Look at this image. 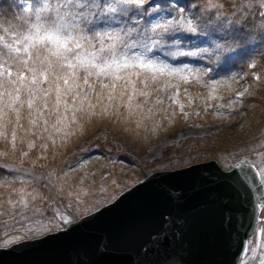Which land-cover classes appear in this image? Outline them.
I'll list each match as a JSON object with an SVG mask.
<instances>
[{
  "label": "snow or ice",
  "instance_id": "6c2138e0",
  "mask_svg": "<svg viewBox=\"0 0 264 264\" xmlns=\"http://www.w3.org/2000/svg\"><path fill=\"white\" fill-rule=\"evenodd\" d=\"M149 3L150 0H24L18 17L0 20V141L10 145L13 154L19 151L20 165L37 142L43 150L37 160L45 159L49 142L53 149L64 147L98 120L123 121L129 125L125 131L138 134L146 121L161 110L159 106L164 105L165 98L171 102L169 108L178 104L187 120L189 113L177 99L180 84L193 80L201 83L206 73L157 59L152 54L154 50L162 42L179 43L180 37L169 33H197L205 19L209 25L231 32L234 40L250 35L247 29L264 21V0H205L199 16L189 14L179 0H171L168 7H177L163 17L162 6L152 4L149 9L145 7ZM173 11L177 14L173 15ZM145 16L149 18L142 27ZM260 31L264 32V27ZM215 47L220 49L222 45ZM189 54L195 55L177 51L172 58ZM254 79L260 81L262 77L257 74ZM219 83L206 82L205 86L216 92ZM184 91L187 93V89ZM246 94H252L250 86L236 96ZM238 102L239 99L230 104ZM162 110L167 112L168 108ZM133 123L135 129L131 128ZM259 147H264V140ZM7 155V151H0V156ZM226 167L230 172L224 179V194H213L225 206V223L232 222V211L227 205L233 197L251 203L255 219L257 212H264V158H234ZM9 171L23 175L15 180L0 177V189L8 192L7 197L0 195V217L8 218L0 220L6 229L0 249H7L28 234L51 232L53 226L68 228L74 223V206L77 215L81 208L90 210V188L73 189L67 172L57 177L56 183L52 181L54 173H49L47 187L55 194L45 195L34 186L40 178L28 179L31 173L18 166H9ZM116 183L112 181L113 185ZM254 185H258V196L253 195ZM61 199L67 203H60ZM38 204H46L53 215L45 219ZM260 225L255 240L241 242L242 256L247 258H242L240 264H264V219ZM162 238L167 240V236Z\"/></svg>",
  "mask_w": 264,
  "mask_h": 264
},
{
  "label": "water",
  "instance_id": "95a60500",
  "mask_svg": "<svg viewBox=\"0 0 264 264\" xmlns=\"http://www.w3.org/2000/svg\"><path fill=\"white\" fill-rule=\"evenodd\" d=\"M229 172L215 161L153 172L68 228L0 249V264H238L259 212L233 197L225 223L213 194Z\"/></svg>",
  "mask_w": 264,
  "mask_h": 264
},
{
  "label": "rangeland",
  "instance_id": "374dc122",
  "mask_svg": "<svg viewBox=\"0 0 264 264\" xmlns=\"http://www.w3.org/2000/svg\"><path fill=\"white\" fill-rule=\"evenodd\" d=\"M24 1H21V4ZM201 7L205 5V2L200 4ZM20 7L17 14H20ZM198 13L200 14V10L198 9ZM161 17L165 16L167 12H161ZM173 15L175 13L173 12ZM197 16H199L197 14ZM219 31L218 34H213L211 32H205L204 39L202 41L201 47H193L189 49H185L179 46V44L174 43H167L162 42L161 46L154 50L152 53L156 56L157 59H165L167 62L175 65V66H182L187 65L191 69L200 70L202 72V69L206 66V60H202L197 62L201 58V56H205V58H212L214 62H218L219 60H222L224 56H231V55H239L242 53L246 54L247 57H245L243 60L245 63H247L249 66L254 65L255 67H249L250 69L258 68L257 61H254V58L252 59V56L250 55V50L252 47L249 44L243 43L241 45V52L238 47H234L233 43L234 39L232 38V33L229 31H225L224 29L217 28ZM173 33H169L171 36ZM216 39H214V37ZM218 40H222L224 43H218ZM237 40V39H235ZM216 44H221L222 47L220 49H217L215 47ZM187 52V53H195V55H176L175 58H172L173 52ZM211 55V56H210ZM214 56V57H213ZM185 59L186 61H182L177 63L178 61ZM258 73L256 70H250L247 72V74H243L242 76L246 75H255ZM242 76L238 79H234L232 82L230 80H222L219 81L220 83L216 85V92H211V88L208 87L206 89L204 82L196 83L194 80L190 82L189 84H180V95L177 97L180 103L187 105L185 106V111L190 112L192 111V107L189 106L188 102L186 101V98L189 95L196 96L197 94H200L204 89L206 90L207 95L209 98H212V94L215 93V96L213 98H220L224 95V92L226 91L225 85L228 83H234L239 84V79H242ZM205 78V75H202V80ZM244 81V80H243ZM195 87V88H194ZM185 89H187V93H185ZM255 89V88H252ZM201 96V95H200ZM181 97V98H180ZM199 97V96H198ZM234 97V96H233ZM166 99V98H165ZM235 100L239 99V102L237 104H240L241 99L234 97ZM230 100V99H229ZM169 101L165 100L164 105L159 106L161 110L156 111V114L152 116L150 119H148L144 126H142L137 131H125V128L129 125L125 124L123 121L116 122L117 127L120 129L119 133H112L109 131L108 128H100L95 133L90 136L88 139H86L83 142H79L75 145L74 148L71 149L69 154H75L78 155L80 158L79 164H81L82 161H87L86 163H83L81 167H76L75 171H72V179L69 180V184L72 186L73 189L78 187H86V182L91 181L94 177L96 179L103 180L104 176H98L97 174H101V171L109 165V163L106 165L102 158L98 157L97 149L93 146V141L97 139L99 142H109L111 145H113L116 150L119 151V155L116 156V158L113 160V162H110L114 164L116 163V166L121 170L124 174H131L135 175L136 173H140L139 176H136L137 178L134 181L128 182L126 184H122L116 187L112 188L110 191H105L104 193H100L98 197L90 198V196L87 197V207L90 209L88 211H85L83 208L79 209V214L76 213L75 206L73 208L74 213V221L79 219L80 217L87 215L100 207L111 203L125 188H129L132 186L136 180L139 179L142 175L146 174L148 172V169L150 168L153 171H160V170H171L173 168H160L156 169L157 165L165 163V158H174L178 156V154H181L182 157L188 158L187 161L183 162L182 164H189L194 165L202 162L212 161L214 160L218 165L222 166L223 168L229 169L226 167L227 164H230L233 162L234 158H245V157H253L259 161L260 159L264 158L261 156L262 153H264V147L260 152H251L249 149H238L240 151L234 152L233 148L237 145H243L245 142H242V138L248 137L250 129L253 127V132L255 134L260 133L264 130V100H261L260 103H256V107H253L252 105L247 104L246 106L248 108H251L250 110L247 109V107L244 105H241L237 108L236 111L231 112V116L229 118H222V121H210L208 123L204 121H194L193 116H189L187 120L184 119L183 116H178L179 105L174 104L171 105L169 108ZM236 104V103H235ZM168 108V111L165 112L162 109ZM178 108V109H177ZM231 109H229L230 112ZM172 113H175L173 116ZM253 115L255 117H253ZM167 117V118H166ZM258 117L259 119H256ZM106 121H112V120H106ZM115 122V121H113ZM260 122L262 123L261 126H251L252 124ZM257 123V124H258ZM256 124V125H257ZM159 125V127H157ZM197 125H199L197 127ZM131 128L135 129V124L133 123L131 125ZM155 128V131L153 129ZM86 132V131H85ZM22 135V134H21ZM126 137L131 138L130 140H127ZM261 139V137H260ZM57 143L59 144V140H57ZM50 147L51 143L49 142ZM19 147V145H18ZM59 148V147H57ZM204 148L211 150H206ZM23 149L26 151L27 146L24 145ZM36 150L43 151L39 147V142H37ZM35 149H33V153L36 152ZM222 150V152H221ZM0 151H7L8 155L6 157L0 156V165L4 167L12 166L14 163L8 156L13 154L11 151L10 145H6L3 141H0ZM201 151H209L208 153L212 154V156H209L205 159H197L193 160V156L195 154L201 152ZM38 154V152H37ZM95 156V159H89L90 157ZM192 158V159H191ZM227 158V159H225ZM208 159V160H207ZM145 168V173L141 175V166ZM186 165V166H189ZM185 166V167H186ZM184 167V166H182ZM178 167V168H182ZM174 168V169H178ZM149 169V170H150ZM147 170V171H146ZM152 171V172H153ZM22 174V173H21ZM48 176H35V178H40L38 182L34 183V186L44 193L45 195H54V192H49V188L46 186V178ZM30 179L33 177L30 176ZM83 178V183L81 184V179ZM56 183V180L53 181ZM20 185L17 183L16 187H19ZM86 189V188H85ZM68 188H65V197L67 195ZM4 197L8 196V192L6 190H3ZM60 203H67L66 199H61L59 201ZM95 205V208H92L91 206ZM41 207L42 211H44V217L45 219L51 217L53 215L52 211L47 208V205H37ZM260 220L264 219V212H260L259 215ZM8 219L7 217H0V220ZM260 220L257 224V228L260 227ZM18 227V225H17ZM256 228V229H257ZM62 228H56L55 226L52 227L51 232L44 233L43 235H32L28 234L25 236L24 240H33L41 238L45 235H48L50 233H54L58 230H61ZM6 229L0 225V240L4 238L3 233ZM11 234H20V233H11ZM249 240H255V233L249 238ZM19 241V242H21ZM17 242V243H19ZM259 252V249L257 250ZM250 256V253L248 254ZM247 258V257H244ZM240 264V263H239ZM250 264H257L255 261H251Z\"/></svg>",
  "mask_w": 264,
  "mask_h": 264
},
{
  "label": "trees",
  "instance_id": "16d2710c",
  "mask_svg": "<svg viewBox=\"0 0 264 264\" xmlns=\"http://www.w3.org/2000/svg\"><path fill=\"white\" fill-rule=\"evenodd\" d=\"M20 1L22 0H0V20H5V21H12L13 18L17 17L19 7H20ZM205 0H179V4L184 6L186 8V11L193 15L197 16L200 15L198 13V9H201L202 3H204ZM171 3V0H150V3L145 5L146 8H151L152 4H158L161 5L160 12H168L173 10V8H176V5H173L172 8H169L168 5ZM227 7V6H226ZM178 10V9H177ZM152 15L151 11L149 12V16ZM147 16L144 17V21H146ZM257 17L253 15V20H256ZM141 22V24L143 23ZM205 25V32H211L213 34H218L219 31L222 30H217L215 25H209L206 22V19L204 22ZM264 27V21H260L255 28L249 27L247 29V32L250 33V35H244L242 39H238L241 41V45L243 43L249 44L251 47L254 48L255 52V58L257 59L258 63V68H253L250 69L248 64L244 62V58L247 56H239V57H229V58H224L222 60H219L218 62H214L212 58H205L203 56L199 60L202 61L203 59L206 60V66L202 69V73H206L205 78L202 80L205 84L206 82H211V81H216V80H230L232 82L234 79L240 78L243 74H247L248 71L250 70H256L258 73L255 75H260L262 79L260 81H256L254 79V75H246L242 76L240 84H234V83H228L232 86L235 87H241V90L245 87L250 86V91L252 94L248 98V103L249 105H252L253 107H256V103H260L261 100H264V32L260 31V29ZM180 35L179 37L181 39H184L183 34L179 32ZM177 35V34H175ZM240 35V34H237ZM179 42H181L179 40ZM244 80V81H243ZM262 86V87H261ZM255 88V89H252ZM208 89V87H206ZM209 90V89H208ZM201 95V96H200ZM199 96V97H198ZM215 96V93L212 94V98H209V96L206 93V90L204 89L200 94H197L196 96L194 95H189L186 98V101L188 102L189 106H191L193 109L192 111L188 112L189 116H193L194 121H204L206 123L210 121H222V118L225 117H234L231 116V112L234 110L236 111L237 105L230 104V101H235L234 97H229L227 92H224V95L220 98H213ZM181 98V97H180ZM230 99V100H229ZM168 101L167 99H165ZM169 103H171L169 101ZM187 106V105H185ZM246 106V104H245ZM247 107V106H246ZM239 108V107H238ZM238 108H237V113H238ZM242 106L239 108L241 109ZM178 109V108H177ZM229 109L230 112H229ZM247 109H251L248 108ZM234 111V112H235ZM179 114L178 116H183V114L180 111H177ZM200 113V116H196L195 113ZM221 113V115L218 117L216 114ZM264 115V114H263ZM253 117H255L253 115ZM256 119H259L256 117ZM254 123L251 126H261L262 123ZM257 124V125H256ZM264 126V124H263ZM100 128H108L110 132L112 133H119V128L116 125V122L113 121H106V120H98L95 123L89 124L86 128V132L82 136H75L72 137L70 142L64 146V147H59V148H50L47 153H45L46 158L45 159H39L37 160V157L41 156L42 151L36 150L35 153L32 151L29 153L28 159L24 162L23 165H20V153L17 151L15 154H11L8 157L14 162L12 166H18L22 167L24 171H27L31 173V176L35 178V176H48L49 173H54L52 176V181H57V177L63 176L64 173H68L70 179H72V171L70 172L69 169H76L77 165L79 164L80 158L78 155L75 154H69L71 149L75 147L76 144L79 142H83L86 139H88L90 136H92L95 131H97ZM253 127L250 129L251 131L249 132L248 137L242 138V142H245L243 145H237L234 146L233 150L235 152L240 151V149H249L251 152H260L263 147H259L261 144V141L264 140V130L261 131L260 133L255 134L253 132ZM261 137V139H260ZM96 140L93 141V147L97 149L98 152V157L102 158L106 166L102 171L101 174H97L98 176H104L103 180L96 179L94 177L92 178L91 181L86 182V189L91 190L92 195H90V198L93 197H98L100 193L101 188H104L106 191H110L112 188L126 184L128 182L134 181L137 177L139 176V172L136 173L134 176L131 175L130 173L124 174L120 171V169L116 166V163L114 164L110 163L113 162V160L118 156L120 153L116 148L111 145L109 142H99ZM127 140H130L131 138L126 137ZM206 150H211L204 148ZM38 152V154H37ZM209 151H201L195 156H193V160L197 159H205L209 156H212V154L208 153ZM222 152V150H221ZM89 159H95V156L90 157ZM192 159V158H191ZM188 158L182 157L181 154H178V156L174 158H165V163L157 165L156 169L160 168H178L182 166H186L189 164H182L183 162L187 161ZM194 160V161H195ZM208 160V159H207ZM32 161H35V164L32 163ZM1 166V165H0ZM141 166V165H140ZM223 166V165H222ZM150 169V168H149ZM146 174L145 173V168L141 166V177L139 179H142L145 177L147 174L152 172L153 170H149ZM147 171V170H146ZM23 174L21 173H15V172H10L8 167H0V177H2L5 180H15L17 179L18 176L22 177ZM30 179L29 177H27ZM138 179V180H139ZM115 180L117 183L116 185L112 184V181ZM136 180V181H138ZM54 183V182H53ZM49 184L48 179L46 178V186ZM3 189H0V195H3Z\"/></svg>",
  "mask_w": 264,
  "mask_h": 264
},
{
  "label": "bare ground",
  "instance_id": "6f19581e",
  "mask_svg": "<svg viewBox=\"0 0 264 264\" xmlns=\"http://www.w3.org/2000/svg\"><path fill=\"white\" fill-rule=\"evenodd\" d=\"M200 30L197 32V33H188L187 34V37L185 38V39H181L180 38V41H181V45L182 46H184V47H187V48H192V44H193V41H195V40H203L204 39V35H205V25H204V23H200ZM175 34H177L178 36H179V34L178 33H173L172 35H175ZM233 43V45H234V47H239V46H241V41L240 40H234V42H232ZM216 81H222V80H216ZM240 82L241 81H239V84H240ZM242 87V86H241ZM241 87H235V86H232V85H230V84H227V85H225V88H226V92H227V94L229 95V97H237L236 96V93L238 92V91H240L241 90ZM262 87V86H261ZM195 88V87H194ZM250 97V95H245L244 97H240V99H241V101H240V104H237L236 103V105H237V107H239L240 105L241 106H244L245 104L247 105V103H248V98ZM235 152V151H234ZM121 171V170H120ZM131 187V186H130ZM129 187V188H130ZM129 188H125L124 190H122L121 191V193H124L126 190H128ZM120 193V194H121ZM33 240H35V239H33ZM25 241H27V242H30V241H32V240H24L23 242H25ZM22 242V241H21Z\"/></svg>",
  "mask_w": 264,
  "mask_h": 264
}]
</instances>
